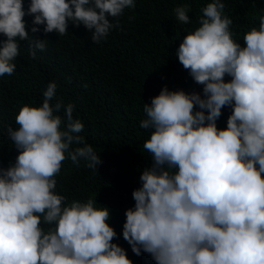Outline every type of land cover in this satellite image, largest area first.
<instances>
[{"label": "clouds", "instance_id": "clouds-1", "mask_svg": "<svg viewBox=\"0 0 264 264\" xmlns=\"http://www.w3.org/2000/svg\"><path fill=\"white\" fill-rule=\"evenodd\" d=\"M126 7L134 0H30L26 13L23 0H0V76L15 72L19 41H28L33 59L46 48V39L26 31L25 15L33 16L32 33L44 25V33L64 35L71 21L97 44L119 27L107 17ZM224 9L221 0L208 3L176 51L202 94L165 86L144 105L140 127L151 130L143 148L152 163L132 192L122 235L155 264H264V16L242 46ZM189 11L175 8L176 20L188 24ZM56 88L50 82L42 106H22L19 127L7 130L18 155L0 167V264H133L113 242L107 207L91 198L64 206L66 197L54 191L66 158L96 172L102 164L79 135L84 125L73 118L74 105L50 103ZM225 107L231 114L220 129Z\"/></svg>", "mask_w": 264, "mask_h": 264}, {"label": "trees", "instance_id": "trees-1", "mask_svg": "<svg viewBox=\"0 0 264 264\" xmlns=\"http://www.w3.org/2000/svg\"><path fill=\"white\" fill-rule=\"evenodd\" d=\"M213 0H134L135 7H126L118 18L108 16L113 27L107 38L94 44L91 32L82 24L69 21L66 34L55 31L31 32L33 16L25 15L26 31L30 36L46 41L43 51L36 50L33 59L27 40L19 41V56L12 61L16 70L12 75L0 76V167L15 163L18 151L8 137V128L17 129L16 116L22 106H42L43 92L55 82L56 97L50 103L63 101L74 105L73 118L84 125L79 135L91 145L102 164L97 172L81 161L77 166L70 159L62 162L54 178L57 194L73 201L93 199L97 208L110 211L108 224L133 264H155L150 255L136 256L122 235L125 212L134 207L132 192L139 187V177L152 163L143 148L151 130L140 127L146 118L144 105L167 86L170 91H197L188 70L179 62L176 51L184 36L200 26L202 9ZM223 15L232 20L229 27L233 39L244 46L243 37L252 28H259L264 16V0H221ZM30 0H23L27 13ZM187 5L188 24L176 20L174 9ZM6 37L0 34V41ZM231 78L226 76L225 80ZM231 108L222 109L217 127H227ZM64 116L63 108L58 113ZM77 147V145H73ZM67 156V154H66ZM95 199L96 202L95 203ZM47 228V225H41ZM47 230V229H45Z\"/></svg>", "mask_w": 264, "mask_h": 264}]
</instances>
